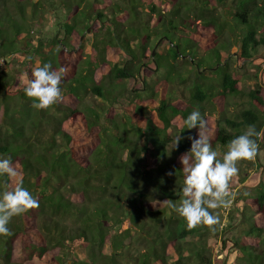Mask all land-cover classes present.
<instances>
[{
	"label": "trees",
	"instance_id": "trees-1",
	"mask_svg": "<svg viewBox=\"0 0 264 264\" xmlns=\"http://www.w3.org/2000/svg\"><path fill=\"white\" fill-rule=\"evenodd\" d=\"M229 1L234 22L226 27L220 7ZM43 12L54 19L48 37L40 35ZM91 19L96 26L90 38L82 39ZM195 22L189 31L186 24ZM225 29L232 37L241 34L239 58L251 60L257 47L264 50V0H0V58L9 66H24L16 75L0 70V157H11L19 173L12 180L0 176V193L6 184L22 181L39 201L38 208L11 219L12 235H0V264H44L48 257L58 264H189L192 256L198 264H225L212 258L207 244L210 235L222 231L220 224L215 230L205 225L189 229L163 202L179 204L183 198L179 157L190 149L186 137L197 134V129H184L183 121L193 110L207 121L213 150L222 157L249 125L260 133L257 143H264L262 85L245 94L249 107L238 116L205 115L212 100L244 95L241 76L227 61H219L220 53L212 47ZM117 31L125 36L117 37ZM176 32L188 37L174 43ZM155 38L170 43L165 55L157 51L158 41L152 44ZM205 39L212 45L203 47ZM53 43L66 49L45 48ZM229 43L227 36L222 48ZM201 46L207 57L196 59ZM177 59L188 66H176ZM44 63L65 69L62 95L37 110L22 82ZM162 67L163 76L149 79ZM206 67L212 84L201 82ZM191 71L187 104L168 102L160 88L184 84ZM87 97L106 101L105 112L99 114L92 104L82 107ZM211 109L217 112L215 105ZM180 132L185 139L173 149ZM255 164L264 172V163ZM241 177L243 184L246 177ZM252 188V194L236 197L254 210V221L241 216L239 237L231 238L239 264H264V179ZM210 211L217 215V209ZM232 221L230 216L227 226H234ZM31 225L35 239H27ZM193 237L195 242L188 241ZM190 244L191 251H184ZM196 245L199 250L193 249Z\"/></svg>",
	"mask_w": 264,
	"mask_h": 264
},
{
	"label": "clouds",
	"instance_id": "clouds-1",
	"mask_svg": "<svg viewBox=\"0 0 264 264\" xmlns=\"http://www.w3.org/2000/svg\"><path fill=\"white\" fill-rule=\"evenodd\" d=\"M64 73L63 67L57 71L53 70L51 63H44L33 69L31 78L24 76L23 91L33 99V108L47 109L61 99L60 84ZM183 124L184 129H197L195 137H186L190 141V149L179 157L184 176L181 189L183 198L179 204L171 199L163 202L186 221L189 229L205 225L215 230L214 226L220 223V218L210 210L230 207L236 195L230 185L239 172L237 163L241 160L251 161L258 156L260 146L256 138L260 133L255 126L249 125L241 135L228 143L227 151L221 159L217 151L213 150L207 121L199 110H193ZM181 132L174 138L173 149H178L185 139ZM18 175L11 157H0V176L12 180ZM5 189L0 193V235L10 236L12 232L8 225L11 219L38 208L39 201L23 186L22 181L13 187L6 184ZM224 212L228 211L224 209Z\"/></svg>",
	"mask_w": 264,
	"mask_h": 264
},
{
	"label": "rangeland",
	"instance_id": "rangeland-1",
	"mask_svg": "<svg viewBox=\"0 0 264 264\" xmlns=\"http://www.w3.org/2000/svg\"><path fill=\"white\" fill-rule=\"evenodd\" d=\"M113 2H117L118 0H113ZM144 3V2H143ZM229 4L224 5L225 7L221 6V14H222V19L226 22V27L229 26V23H233L234 22V6H229L231 1L228 2ZM144 11H150V9L148 7H144ZM96 11H93V13H95ZM44 13V12H43ZM106 14V13H105ZM107 14H109V12H107ZM106 14V15H107ZM108 16V15H107ZM146 17V16H145ZM108 19H110V17H107ZM192 18V17H191ZM40 20V35H43L42 37H48L50 35H52V31L54 33V30L50 29V25L53 23L54 19L50 16H47L45 13L39 18ZM89 27L87 28V30H85L82 34V39L84 38H90V32L91 29L96 26V22L95 19L94 20H90L89 21ZM188 25V30L191 31L192 28H195L197 25V22H195L194 24L190 25V24H186ZM98 28H103L102 26H98ZM262 30V28H261ZM115 35L117 37H124L125 35L123 34V32L117 31L115 32ZM187 32L186 34L183 32H176V42L178 41V37H188L187 36ZM60 36V35H59ZM229 37L230 43H229V47H227V49L222 48V40L225 37ZM61 37V36H60ZM36 36L33 37L32 39V43L34 45H36L37 41ZM97 38H100V35L97 36ZM162 38H160V40H158L157 38L153 39L152 44L155 45V42L158 41L157 44V51L159 53H161V55H165L167 53V48L170 45L169 42H167L166 40L161 41ZM240 39H241V34L238 33V35L235 37H232L231 35H228V33H226V29L224 30L222 36L220 37V39L217 38V41L213 44L212 47L217 48V50L220 53V58L219 61L225 63L226 61L229 63L231 70L235 71L236 73H238L241 76V87L243 89V93L244 95H237V96H230L226 99L225 102L223 101H218V98L212 100L210 103H208L206 105V110H205V115L206 116H213L216 119L220 118L221 116L223 117H227V116H238L237 114L240 113V111L242 109L248 108V98L246 97V93L248 91H250L251 89H254V87L256 86V84L262 85L264 87V50L261 47H257L256 50L254 51L253 54V58L251 60L248 61H242L239 58V53H240ZM134 43L132 44V46L136 45L137 42L135 39ZM204 46L207 45H212L211 42L209 44V41L207 39L202 40L201 42ZM58 46L62 47L64 50L66 49L65 46L63 44L58 45V44H51V45H45L46 49H49L50 47H56L58 48ZM202 46L200 47V49L197 51V53L195 54V58L196 59H202L203 57L206 56L205 51ZM210 49V48H209ZM203 54V55H202ZM205 54V55H204ZM124 55V53H123ZM82 58H86L87 54L83 53L81 55ZM123 57V56H121ZM165 56H162L161 61L162 62H166V59L164 58ZM207 57V56H206ZM204 60V59H203ZM205 61V60H204ZM210 63L211 61L208 60ZM175 62L176 66L178 67H187L188 63H183L184 61H181L179 59H177ZM14 67V68H13ZM151 68H154V66L152 65ZM208 67L202 69L201 73H203L204 78H202L201 82L203 83H209L212 84V74L211 72H207L206 73V69ZM0 70L7 72V74L10 75H16V74H21L24 70V66H19L18 64H15V66H13L10 63V66L0 61ZM153 70L149 69V72H147V75L150 74V72H152ZM164 71L165 69L162 67L161 69H159L157 72L154 71L153 74L149 75V79L152 78L154 81V78H157L158 76L161 77L164 75ZM204 71V72H203ZM193 72L191 71V73L189 75H187L186 78V82L184 84H178L176 82V84H170L168 85V88H166L164 90V87L162 86L160 88V92L161 95L164 94L165 92V98L168 102L170 103H180L181 105H185L187 104L185 101L186 99L189 98V88L192 87V80L194 79L193 76ZM23 83V82H22ZM126 83H131V85H135L137 84L136 80H134L132 82V80H127ZM187 87V88H186ZM144 95V94H143ZM215 101V102H214ZM89 104H92L95 106V110H97L99 112V114H103L105 112V109H102L101 107L103 105H107L106 101H104L101 98H92V97H87L82 103L81 106H87ZM113 104H118V107L121 106L120 103L117 102V100H114ZM215 105L217 112H214L211 107ZM116 106V105H115ZM220 116V117H219ZM101 123H105V118L101 119ZM109 123V122H108ZM108 123L105 124L108 126ZM110 129L108 132L113 133V131H115L114 126H109ZM104 134V133H103ZM260 146V151L258 156L251 161L248 160H241L237 163V167L239 169L238 175L236 177L233 178V181L231 182L230 188L231 191H233L234 193H236L235 198L232 200V203L230 205V207H228L227 210L228 212H224V207H220L217 209V215L220 218V230H222L218 236L214 237V236H209L207 239V244L209 246V249L211 251V256L212 258L214 257V260L216 259H224V263L225 264H239V262L237 263V254L236 251L234 250V244H231V238L232 237H239V233L240 230L238 228L241 216L243 217H247L250 219L251 221L253 220L254 217V210L252 208H250L249 206H247L246 204H243L242 201H238L236 199L237 195H250L252 194V187L257 184V182H259L260 180L264 179V172L258 171V169H256L255 167V161L256 162H260V163H264V143L259 145ZM172 144L168 145L167 150L169 151L168 153H170ZM169 158V156H167ZM219 158H222V156H220V154H218ZM245 170V171H244ZM245 175L246 180L245 182L242 184L241 183V179L243 176ZM233 218L232 223L234 224V226H227L228 221H229V217ZM236 223V224H235ZM232 224V225H233ZM223 229H222V228ZM31 230H32V235L30 236L31 238H29L27 236V239H35V230L33 228V225L30 226ZM223 244H221V242L223 241ZM197 240V239H196ZM195 237L190 238L188 241L190 242H195ZM187 241V242H188ZM216 243V244H215ZM218 244H220L221 246H218ZM185 247V246H184ZM189 247L190 251H191V244L186 246L184 251H186V248ZM197 247V245H196ZM224 250H221V248ZM74 248H76V251H80L81 249L77 246H75ZM195 250H199V246L197 248H193ZM75 251V252H76ZM77 251V252H78ZM76 255V254H75ZM174 255H169V262L171 260V258ZM44 264H58L55 262V260L52 257H48L45 258L43 260ZM197 259L195 256H192L188 259L189 264H198L197 263ZM216 263V261H215ZM170 264H173L172 262Z\"/></svg>",
	"mask_w": 264,
	"mask_h": 264
},
{
	"label": "built area",
	"instance_id": "built-area-1",
	"mask_svg": "<svg viewBox=\"0 0 264 264\" xmlns=\"http://www.w3.org/2000/svg\"><path fill=\"white\" fill-rule=\"evenodd\" d=\"M0 61L3 62V58H0ZM224 209H227V208H224Z\"/></svg>",
	"mask_w": 264,
	"mask_h": 264
},
{
	"label": "water",
	"instance_id": "water-1",
	"mask_svg": "<svg viewBox=\"0 0 264 264\" xmlns=\"http://www.w3.org/2000/svg\"><path fill=\"white\" fill-rule=\"evenodd\" d=\"M154 53H155L154 50H152V55H154Z\"/></svg>",
	"mask_w": 264,
	"mask_h": 264
}]
</instances>
